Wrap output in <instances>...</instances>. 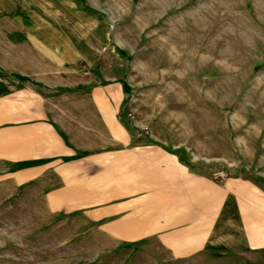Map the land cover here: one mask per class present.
I'll return each mask as SVG.
<instances>
[{
  "label": "rangeland",
  "instance_id": "obj_1",
  "mask_svg": "<svg viewBox=\"0 0 264 264\" xmlns=\"http://www.w3.org/2000/svg\"><path fill=\"white\" fill-rule=\"evenodd\" d=\"M8 1L0 22L60 20L49 0ZM69 1L77 22L88 10L96 25L91 61L100 56L107 74L121 65L117 119L131 140L118 149L137 156L107 158V168L86 175L91 194L106 198H92L86 211L139 197L138 173L159 168L240 177L264 193V0ZM46 192L0 170V264H186L156 262L144 239L106 237L88 214L47 205Z\"/></svg>",
  "mask_w": 264,
  "mask_h": 264
},
{
  "label": "crops",
  "instance_id": "obj_2",
  "mask_svg": "<svg viewBox=\"0 0 264 264\" xmlns=\"http://www.w3.org/2000/svg\"><path fill=\"white\" fill-rule=\"evenodd\" d=\"M47 4L60 20L0 22L2 173L41 183L47 205L88 214L106 237L144 239L156 262L264 264V193L248 179L159 168L138 173L139 197L86 211L92 198L106 199L91 194L86 175L107 168V158L137 157L118 149L131 140L117 119L126 83L117 61L112 74L100 56L91 61V12L77 22L71 1ZM12 5L0 0V9Z\"/></svg>",
  "mask_w": 264,
  "mask_h": 264
}]
</instances>
